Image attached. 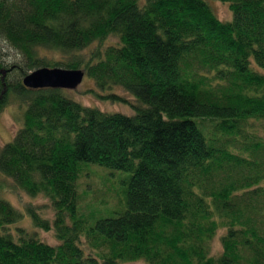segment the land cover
<instances>
[{"label": "trees", "instance_id": "trees-1", "mask_svg": "<svg viewBox=\"0 0 264 264\" xmlns=\"http://www.w3.org/2000/svg\"><path fill=\"white\" fill-rule=\"evenodd\" d=\"M218 1L231 21L205 0H0V40L21 57L0 56V111L9 93L26 103L0 173L48 199L52 217L25 210L58 240L12 230L24 214L0 198V264H264V0ZM39 67L81 69L134 114L25 87ZM88 164L128 173L114 216L80 213Z\"/></svg>", "mask_w": 264, "mask_h": 264}, {"label": "rangeland", "instance_id": "rangeland-1", "mask_svg": "<svg viewBox=\"0 0 264 264\" xmlns=\"http://www.w3.org/2000/svg\"><path fill=\"white\" fill-rule=\"evenodd\" d=\"M218 18L222 21H231L233 18L232 12L228 3L218 0H205ZM118 42L116 36H110L105 44H115ZM98 46V43H93L89 47L75 52L74 54L65 55L64 57L57 53L47 50H42L46 58L51 61L68 60L71 56L86 55L90 50ZM105 46V45H104ZM0 56H2L7 63L17 64L20 63L21 57L11 47L0 40ZM13 71L11 75H15ZM16 76V75H15ZM65 95L69 98L84 104L86 106L98 108L104 112H119L125 115H132L134 111L132 107L119 101H112L109 99L100 98L99 94H104L100 91L92 78L84 74L81 82L74 89H62ZM113 92L120 94L133 101V96L119 87H114ZM26 108V103L18 99L14 93L8 94V102L5 107L0 111V147L11 141L15 133L21 128L23 123V115ZM264 135V129L258 132ZM87 169L78 177V192L80 193V213L87 215L90 211L97 213L100 217L114 216L120 210L116 204L119 203V196L117 190H122L123 181L128 173L120 170L109 169L106 167L98 166L96 164H88ZM0 198L7 200L11 205L21 211L24 216L21 220L11 225L12 230L16 226L24 227L26 231L37 232V237L49 244H57L58 240L54 235V230L43 231L35 228L31 222L30 216L26 213L25 207L31 203L39 207L38 211L43 217H52V208L50 202L43 195L30 196L15 187L10 179H7L0 173ZM122 193V192H121ZM123 196V194H122ZM225 229H219L215 236L211 239L209 244L210 253L217 255L221 252V236L224 234ZM120 264H145L143 261L124 262Z\"/></svg>", "mask_w": 264, "mask_h": 264}, {"label": "water", "instance_id": "water-1", "mask_svg": "<svg viewBox=\"0 0 264 264\" xmlns=\"http://www.w3.org/2000/svg\"><path fill=\"white\" fill-rule=\"evenodd\" d=\"M84 76L81 69H65L60 67H39L22 78V84L31 89L60 88L74 89Z\"/></svg>", "mask_w": 264, "mask_h": 264}]
</instances>
